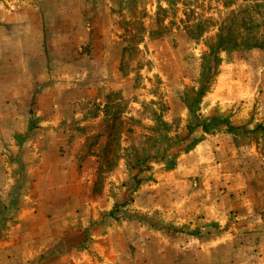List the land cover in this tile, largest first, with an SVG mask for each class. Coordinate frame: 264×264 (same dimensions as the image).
Returning a JSON list of instances; mask_svg holds the SVG:
<instances>
[{"label":"rangeland","instance_id":"rangeland-1","mask_svg":"<svg viewBox=\"0 0 264 264\" xmlns=\"http://www.w3.org/2000/svg\"><path fill=\"white\" fill-rule=\"evenodd\" d=\"M0 33L7 34L0 48L7 41L14 51L27 35H43L52 69L75 57L70 72H45L44 81L69 84L62 90L72 97L63 104L65 119L45 126L55 133L51 144L6 153L10 213L22 194H37L30 206L44 208L39 239L50 244L6 250L25 255L22 264H264V230L246 231L236 210L225 228L203 225L201 215L224 201V171L218 164L181 167L196 141L186 136L188 123L168 120L174 98L193 117L213 102L211 112L223 121L252 103L249 119L260 122L251 135L233 133L260 146L263 164L253 171L264 175L262 81L253 80L245 94L251 98L231 108L215 102L221 77L237 79L236 65L264 49L253 46L264 39V0H0ZM31 114L38 124L34 107ZM210 124L206 135L226 130ZM5 204L0 200V243L17 222Z\"/></svg>","mask_w":264,"mask_h":264},{"label":"crops","instance_id":"crops-1","mask_svg":"<svg viewBox=\"0 0 264 264\" xmlns=\"http://www.w3.org/2000/svg\"><path fill=\"white\" fill-rule=\"evenodd\" d=\"M26 9L24 8V11L27 13ZM34 13L36 14V12ZM12 18L13 20L5 22L14 21V16ZM35 24H39V22ZM23 35H18L21 41ZM0 36L5 40L7 34L0 33ZM42 41L43 35L41 34H36L34 37L27 35L25 42L21 43L18 51L4 45L7 41L0 48V200L6 202L5 205L8 207L6 211L10 216H14L17 221L11 223L8 239L0 243V264H22L27 262L25 255L14 256L15 252L13 250H6L5 248L8 246H10L8 248L43 249L50 244L46 238L39 239V235H42L45 229L44 208H32L33 206H30L32 200H39L40 197L37 194H31L30 196L22 194L19 198L20 205L16 207L14 212L10 213L8 205L14 200V179L10 174H7L6 161L7 159L12 160L7 157L6 153L17 151V149L21 152H30L33 149L37 150L35 148L41 146V144L47 143L50 145L55 133H50L51 130L45 126H48L54 120L65 119L64 109L66 106L63 104L70 102L72 98L68 97L70 95L68 90H62L63 87L66 88L69 84L62 86V81L54 77H51L50 81L49 79L44 80L47 71H50L51 75L55 71L64 68L70 72L75 66V57L59 62L60 65L56 66V69H52V67L47 66V56L42 50ZM250 58L251 63L245 61L238 64L239 67L236 65L239 73L237 79L224 75L221 77L222 80L218 81L216 93L220 94L222 92V94L215 98L216 104H221V107L228 105V108H231L236 103L235 101H240L246 97L251 98L245 94H247V91L252 90L253 80L255 79L262 81L261 88L264 89V67L262 66L264 65V49H257L256 52L250 55ZM247 100L249 99L245 101ZM259 102L260 111L264 114V92ZM172 103L168 120L180 118L182 124L188 123L185 130L186 133H189L186 136L190 142L196 141L194 148L186 155H182L180 159L181 167H184V169L190 167L202 169L218 164L220 173L222 174L224 171L222 184H225L227 189L222 192L225 195L220 198L225 202L223 201L212 212L209 211L206 215H201L204 219L203 225L225 228L230 210H236L238 215L242 217L240 226L246 231L247 229H257V226L263 231L264 216L262 218L259 215L264 212V175L258 174L255 176L253 171V168L256 167L255 162L260 161L263 164V159L258 156L261 148L250 140L240 138L238 134L233 133L236 131L243 133L245 131V134L251 135L254 124L257 125L260 122L259 120L254 122L249 119L252 103L245 102L240 108L242 110L237 113L234 112V116H230V119L223 121L211 112L213 110L212 104H215L212 102L206 110L196 113L195 117L199 118L196 123L191 122V119L195 117L188 111L189 108L181 98L180 100L174 98ZM31 104H35L32 106L36 111L33 118L39 120L36 125L31 124L34 115L31 114L32 107L29 108ZM207 113L213 117L207 119ZM211 120H213L212 124H210ZM207 124H210L209 130H212V128L215 130L220 126L226 130L221 129V132L209 136L206 135L204 130ZM189 126H192L193 129L188 128ZM193 131L196 133H192ZM29 135L34 136V139L24 140V144L18 145L16 142L18 137ZM7 191L9 193H6ZM3 210H5V207ZM53 212L55 213V211ZM72 214L73 212H67V216ZM53 222L54 219H51L46 224H53Z\"/></svg>","mask_w":264,"mask_h":264},{"label":"trees","instance_id":"trees-1","mask_svg":"<svg viewBox=\"0 0 264 264\" xmlns=\"http://www.w3.org/2000/svg\"><path fill=\"white\" fill-rule=\"evenodd\" d=\"M261 40L262 41H260L259 43H255L253 46L264 48V39H261ZM223 41H225V40H223Z\"/></svg>","mask_w":264,"mask_h":264}]
</instances>
